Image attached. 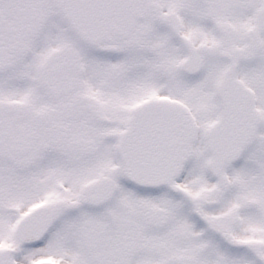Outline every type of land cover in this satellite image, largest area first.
Wrapping results in <instances>:
<instances>
[{
    "label": "snow or ice",
    "instance_id": "obj_1",
    "mask_svg": "<svg viewBox=\"0 0 264 264\" xmlns=\"http://www.w3.org/2000/svg\"><path fill=\"white\" fill-rule=\"evenodd\" d=\"M0 264H264V0H0Z\"/></svg>",
    "mask_w": 264,
    "mask_h": 264
}]
</instances>
